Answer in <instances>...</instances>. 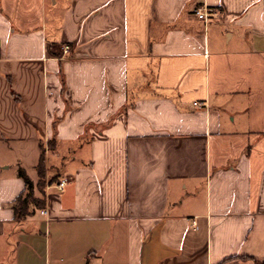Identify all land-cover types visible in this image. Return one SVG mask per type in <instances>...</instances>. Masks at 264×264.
I'll list each match as a JSON object with an SVG mask.
<instances>
[{"label":"crops","instance_id":"crops-1","mask_svg":"<svg viewBox=\"0 0 264 264\" xmlns=\"http://www.w3.org/2000/svg\"><path fill=\"white\" fill-rule=\"evenodd\" d=\"M258 262L264 0H0V264Z\"/></svg>","mask_w":264,"mask_h":264},{"label":"trees","instance_id":"trees-1","mask_svg":"<svg viewBox=\"0 0 264 264\" xmlns=\"http://www.w3.org/2000/svg\"><path fill=\"white\" fill-rule=\"evenodd\" d=\"M53 148L54 145L51 146V149ZM37 170L40 177L38 186L40 188V191L42 192L41 197H35L34 185L33 182L30 180L26 170L22 167L19 169V173L21 177H23L25 180L26 188L23 191V193L19 195V197L15 200L13 204L14 214L16 218L22 219L30 215L32 212L31 211L32 206H35L37 208H43L45 206L44 183H45V175H46V151L44 148L42 149L41 159L37 167ZM55 180L51 179L49 182H54ZM244 258H248V257L245 256ZM258 264H264V263L258 262Z\"/></svg>","mask_w":264,"mask_h":264},{"label":"built area","instance_id":"built-area-1","mask_svg":"<svg viewBox=\"0 0 264 264\" xmlns=\"http://www.w3.org/2000/svg\"><path fill=\"white\" fill-rule=\"evenodd\" d=\"M196 14H197V16H198L200 19H203V20L207 21L209 15H210V11H209L206 7H202V8H200V9H198V10L196 11ZM64 48H65L66 50H70V46H69V45H65ZM66 182H67L66 179H62V180H61L59 183H57L55 186H56V188H58V189H60V190H63L64 187H65V185H66ZM51 186H52L51 183H47V189H49ZM41 212H42L43 214H45V213H46V210L42 209Z\"/></svg>","mask_w":264,"mask_h":264},{"label":"rangeland","instance_id":"rangeland-1","mask_svg":"<svg viewBox=\"0 0 264 264\" xmlns=\"http://www.w3.org/2000/svg\"><path fill=\"white\" fill-rule=\"evenodd\" d=\"M51 179H56V176L55 177H52V176H50L49 174H47V169H46V175H45V187H46V185H47V183H49V181L51 180ZM39 182V181H38ZM38 188H39V186H38ZM40 189V188H39ZM35 197H38L37 195H36V193H35Z\"/></svg>","mask_w":264,"mask_h":264}]
</instances>
